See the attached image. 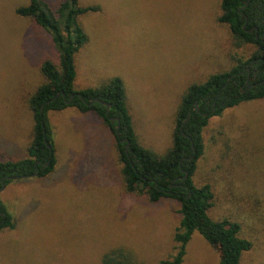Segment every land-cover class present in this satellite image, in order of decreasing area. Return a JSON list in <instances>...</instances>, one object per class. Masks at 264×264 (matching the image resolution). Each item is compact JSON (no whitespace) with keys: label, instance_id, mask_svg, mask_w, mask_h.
I'll use <instances>...</instances> for the list:
<instances>
[{"label":"rangeland","instance_id":"obj_1","mask_svg":"<svg viewBox=\"0 0 264 264\" xmlns=\"http://www.w3.org/2000/svg\"><path fill=\"white\" fill-rule=\"evenodd\" d=\"M62 1L43 0L52 10ZM26 4L0 0V161L26 157L34 126L27 100L43 81V62L59 60L50 36L15 14ZM77 5L98 11L77 18L87 42L75 54L74 88L119 78L139 143L163 154L186 88L232 65L229 31L216 20L220 0ZM47 117L56 164L45 178L12 180L0 191L14 224L0 229V264H101L116 250L132 264H158L172 255L179 204L124 191L114 137L94 115L67 108ZM202 137L193 183L211 186L209 214L237 224L238 237L251 244L239 264H264V99L211 117ZM218 261L194 232L182 264Z\"/></svg>","mask_w":264,"mask_h":264},{"label":"trees","instance_id":"obj_2","mask_svg":"<svg viewBox=\"0 0 264 264\" xmlns=\"http://www.w3.org/2000/svg\"><path fill=\"white\" fill-rule=\"evenodd\" d=\"M26 1L25 6L15 9V14L30 19L50 36L59 60L57 64L46 60L41 66L43 81L27 100L34 126L26 157L15 162L0 161V188L2 182L5 186L12 181L10 177L19 180L36 171V178H45L54 170V142L47 114L74 108L94 115L110 130L126 193L144 196L154 204L164 199L179 204L180 219L173 235V254L158 264H182L194 232L217 252L218 264H239L241 254L248 251L251 244L238 237L237 224L216 220L209 214L214 198L211 186H195L192 178L204 154L202 132L209 119L220 116L226 109L264 99V0H220L216 20L229 31L235 52L230 54L232 65L186 88L175 112L171 146L161 155L139 143L119 78H110L94 89L73 86L77 74L75 54L87 42L77 18L87 12H97L98 8L79 7L78 0H64L52 10L43 0ZM237 51L242 52L241 56ZM69 97L71 100L67 103ZM93 101L96 102L90 106ZM97 101L109 105L108 111ZM125 139L127 142H122ZM0 211L5 214L0 229L12 230L11 215L1 202ZM101 264H132V260L116 250L105 254Z\"/></svg>","mask_w":264,"mask_h":264},{"label":"water","instance_id":"obj_3","mask_svg":"<svg viewBox=\"0 0 264 264\" xmlns=\"http://www.w3.org/2000/svg\"><path fill=\"white\" fill-rule=\"evenodd\" d=\"M248 81V80H247ZM247 81H246V83H247ZM70 100H71V97H69L68 98V100H67V103H69L70 102ZM96 101H93L92 103H90V106L91 105H93L94 103H95ZM97 103H99V104H101V105H104L105 107H106V111H108V109H109V105H107V104H104V103H102V102H99V101H97ZM117 122H118V119H115ZM187 122V120L185 121V123ZM118 127H119V125L117 124V126H116V129H115V132L117 133L118 132ZM127 142V139H125V140H123L122 142ZM46 142V141H45ZM47 147L49 148V146L47 145ZM129 147V144H127L126 145V147L124 148V152L126 153L127 152V148ZM44 166H47L48 165V162L47 163H45V164H43ZM36 176V171H34V173L31 175V176H28V177H20L19 179H26V178H32V177H35ZM187 177L186 176H184L182 179L183 180H185ZM10 180H13V181H16L17 179L16 178H13V177H10L9 178ZM4 188V183L2 182V187L0 188V191H2V189ZM1 215V217L2 218H4V215H2V214H0Z\"/></svg>","mask_w":264,"mask_h":264},{"label":"flooded vegetation","instance_id":"obj_4","mask_svg":"<svg viewBox=\"0 0 264 264\" xmlns=\"http://www.w3.org/2000/svg\"><path fill=\"white\" fill-rule=\"evenodd\" d=\"M249 81V80H248ZM248 81H247V83H248ZM246 84V83H245ZM0 214H2V215H4V218H2L1 217V215H0V225L3 223V221L5 220V214H3V212L2 211H0Z\"/></svg>","mask_w":264,"mask_h":264}]
</instances>
